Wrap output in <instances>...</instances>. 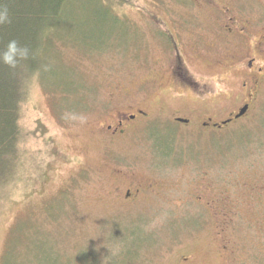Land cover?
I'll return each mask as SVG.
<instances>
[{
    "label": "rangeland",
    "instance_id": "374dc122",
    "mask_svg": "<svg viewBox=\"0 0 264 264\" xmlns=\"http://www.w3.org/2000/svg\"><path fill=\"white\" fill-rule=\"evenodd\" d=\"M186 3L67 0L40 34L18 178L0 193V264H264V204L252 198L264 185V100L252 121L226 129L172 120L227 106L213 97L211 109L158 71L163 31L189 40L199 29L178 13ZM192 67L212 72L206 58ZM131 107L147 117L125 139L101 138V124ZM117 167L175 196L199 179L227 193L226 205L217 214L177 198L119 204Z\"/></svg>",
    "mask_w": 264,
    "mask_h": 264
},
{
    "label": "flooded vegetation",
    "instance_id": "af4514ba",
    "mask_svg": "<svg viewBox=\"0 0 264 264\" xmlns=\"http://www.w3.org/2000/svg\"><path fill=\"white\" fill-rule=\"evenodd\" d=\"M180 1L187 3L178 13L198 17L199 29H193L189 40L183 39L177 30L163 31L165 40L157 50L158 71L166 75L174 87L188 91L199 102L208 103L211 109L219 104V101H211L213 97L225 96L222 100L227 106H223L221 115L213 112L196 115L192 111L189 117L175 116L172 120L183 125L193 122L200 127L222 126L224 129L252 121L261 112L264 100V0ZM198 57L207 59L212 70L210 75L200 76L192 67ZM146 117L147 112L139 107L118 108L109 123L101 124V138L109 141L125 139L137 126L136 121ZM194 118H197L196 122ZM125 171L120 167L113 168L123 181L114 195L119 204L134 206L153 197L164 202L167 198H177L181 204H195L217 214L221 213L220 206L226 205L227 193L215 192L212 186L199 183V179L193 181L195 192L173 190L175 196L160 183L132 180ZM255 192L258 195L252 197L255 205L264 204V185ZM185 260L182 257L179 264Z\"/></svg>",
    "mask_w": 264,
    "mask_h": 264
},
{
    "label": "trees",
    "instance_id": "16d2710c",
    "mask_svg": "<svg viewBox=\"0 0 264 264\" xmlns=\"http://www.w3.org/2000/svg\"><path fill=\"white\" fill-rule=\"evenodd\" d=\"M67 0H0V10L7 9L11 23L0 26V50L9 40L16 39L32 50V58L21 61L16 69L0 64V193L11 184L19 163V145L24 132L21 125L22 107L27 98L29 76L35 71L38 60L40 34L59 17ZM139 236L125 248V256L141 242Z\"/></svg>",
    "mask_w": 264,
    "mask_h": 264
},
{
    "label": "clouds",
    "instance_id": "9594fccd",
    "mask_svg": "<svg viewBox=\"0 0 264 264\" xmlns=\"http://www.w3.org/2000/svg\"><path fill=\"white\" fill-rule=\"evenodd\" d=\"M10 23L11 17L7 9L0 10V26ZM30 58H32V50L26 45H21L16 39L9 40L0 50V64L11 69H16L21 61H27Z\"/></svg>",
    "mask_w": 264,
    "mask_h": 264
}]
</instances>
